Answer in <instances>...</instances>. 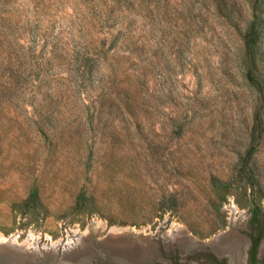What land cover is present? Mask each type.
Segmentation results:
<instances>
[{
    "label": "rangeland",
    "instance_id": "rangeland-1",
    "mask_svg": "<svg viewBox=\"0 0 264 264\" xmlns=\"http://www.w3.org/2000/svg\"><path fill=\"white\" fill-rule=\"evenodd\" d=\"M225 239L264 264V0H0V264Z\"/></svg>",
    "mask_w": 264,
    "mask_h": 264
},
{
    "label": "bare ground",
    "instance_id": "bare-ground-1",
    "mask_svg": "<svg viewBox=\"0 0 264 264\" xmlns=\"http://www.w3.org/2000/svg\"><path fill=\"white\" fill-rule=\"evenodd\" d=\"M232 235H228V237H230ZM223 238V237H222ZM236 241V238L234 239ZM237 243V242H236ZM232 244L231 242L225 241L224 242H219L216 244L217 248L219 249L220 247L224 248L223 246H227L228 248H233V251H231L229 254L232 257L230 264H243L242 261V252L240 247L238 246L239 243L237 244ZM237 247H239V250L237 251ZM229 256V255H228Z\"/></svg>",
    "mask_w": 264,
    "mask_h": 264
},
{
    "label": "flooded vegetation",
    "instance_id": "flooded-vegetation-1",
    "mask_svg": "<svg viewBox=\"0 0 264 264\" xmlns=\"http://www.w3.org/2000/svg\"><path fill=\"white\" fill-rule=\"evenodd\" d=\"M249 264H255V262L254 261H251Z\"/></svg>",
    "mask_w": 264,
    "mask_h": 264
}]
</instances>
